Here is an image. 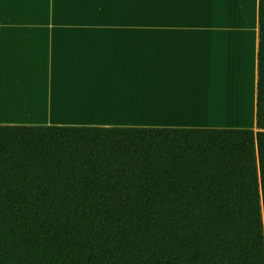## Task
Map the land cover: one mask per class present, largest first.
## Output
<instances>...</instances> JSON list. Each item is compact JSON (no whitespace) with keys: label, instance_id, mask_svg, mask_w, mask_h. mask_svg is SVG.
<instances>
[{"label":"trees","instance_id":"1","mask_svg":"<svg viewBox=\"0 0 264 264\" xmlns=\"http://www.w3.org/2000/svg\"><path fill=\"white\" fill-rule=\"evenodd\" d=\"M256 130L0 126V264H264Z\"/></svg>","mask_w":264,"mask_h":264},{"label":"crops","instance_id":"2","mask_svg":"<svg viewBox=\"0 0 264 264\" xmlns=\"http://www.w3.org/2000/svg\"><path fill=\"white\" fill-rule=\"evenodd\" d=\"M257 48L258 0H0V126L255 131Z\"/></svg>","mask_w":264,"mask_h":264},{"label":"bare ground","instance_id":"3","mask_svg":"<svg viewBox=\"0 0 264 264\" xmlns=\"http://www.w3.org/2000/svg\"><path fill=\"white\" fill-rule=\"evenodd\" d=\"M0 84H3V86H6V85H8V84H11L10 82H3V83H0ZM16 88L15 86H12V90H15L14 88ZM10 88V87H9ZM221 106H224V103L223 102H218V106L217 107H215L214 109L215 110H213L212 112L213 113H215V112H219V113H221V114H225V113H228V112H225L224 111V109L221 107ZM192 110L190 109L188 112H187V115L189 116V114H190V112H191ZM227 111V110H226ZM217 115V114H216ZM225 117V116H224ZM213 121H215V119H213ZM238 121L236 120L234 123H237Z\"/></svg>","mask_w":264,"mask_h":264}]
</instances>
